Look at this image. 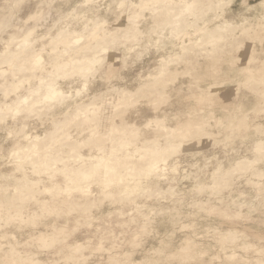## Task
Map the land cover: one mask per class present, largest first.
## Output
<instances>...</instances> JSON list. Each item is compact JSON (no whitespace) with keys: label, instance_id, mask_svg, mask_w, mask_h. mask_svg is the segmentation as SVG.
Segmentation results:
<instances>
[{"label":"rangeland","instance_id":"obj_1","mask_svg":"<svg viewBox=\"0 0 264 264\" xmlns=\"http://www.w3.org/2000/svg\"><path fill=\"white\" fill-rule=\"evenodd\" d=\"M86 1L24 0V7L16 13L15 23L9 36L0 35V51L4 49V39H9L14 32L29 29H35L38 35L55 37L62 28L69 27L71 30L77 29L89 38L93 24L99 23L103 24L101 29H106L108 33L121 32L118 23L125 21L126 16L115 11L116 0ZM132 1L137 4L141 2ZM172 1L196 5L189 19L186 18L178 36L167 24L168 11H164L163 16L157 17V22L153 19L152 11L144 10L135 24L122 29L132 31L136 25L140 28L141 34L114 49L110 58L99 68L95 78L88 79L90 81L87 91L80 97L73 96L74 99L70 103L71 114H74L78 104L88 103L95 97L98 98L96 105L100 109L97 112L98 116L89 114L68 125L71 140L82 143L79 151L86 158L85 163L78 162L77 166L70 164L68 168H73L76 175L80 173L81 167L83 169L81 172H86V169L88 172L91 170L90 157L110 155L113 144L111 139L119 137V134L113 132V126L121 125L126 121L129 125H133L138 133L136 141L138 146H143L145 140L158 138L162 144L161 147L157 146L158 152L169 158L170 165H173L177 159L180 160V174L170 173L169 177L176 178L173 185L178 188L177 192L181 193L173 197L170 195L166 197L160 195L150 199L144 197L141 200L143 207L137 209L129 203L119 202L117 187L112 189L116 200H105L98 186L103 182L102 176H98L93 182L92 190L95 194L93 199H96V206L91 205V201L85 202V198L79 193H75L76 198L70 202H65L63 198L53 201V198L45 193H36L35 196L39 201L32 199L27 204L24 203V213L19 215L26 223L22 226L15 222L10 226H0V264H12L10 258L4 257V253L11 249H16L24 256L33 255L41 264H55L56 261L70 259L72 247L77 243L83 245L90 239L94 240L98 235L111 241L109 247L115 245L112 251L113 259H131L136 262L168 261L165 259L166 256L179 253L182 246L191 248L193 252L205 253L206 255L200 256V259L211 260L215 256L217 264L225 256H231L233 250L238 255L254 261L259 259L257 253L264 238V194L258 193L260 180L254 174V170L246 173L236 171L231 174L229 171L231 172L240 160L254 158L252 155L254 145L264 139L259 132L264 126V118L260 114L261 101L264 100V38L261 34L248 37L241 31L242 28L249 27L248 24L241 25L246 22L244 21L246 18L256 22L264 16V0H235L232 6L221 11L222 18L230 19L241 27L233 36H229L226 42L220 43L224 53L219 60L210 59L205 55L204 48L195 47L190 52L194 58L192 67L184 63L171 66L178 74L177 78L166 86L165 94L158 99L157 104L146 96L134 97V101L126 107L124 113L115 112L119 92L126 90L134 93L140 83L147 81V73L157 67L161 57L170 56L176 59L175 54L181 53L182 45L197 40L198 27L205 25L211 27L221 20L212 12L205 14L204 4L201 2ZM4 3L5 0H0V16L4 14ZM41 4L44 7L38 8L37 6ZM49 4L51 8L48 7ZM77 5L87 6L76 10L70 19L66 18ZM38 12L40 15L36 16ZM32 16L36 18L30 19ZM57 20H60L61 24L56 25ZM154 24L156 27L153 26ZM243 40H249L250 44L242 42L235 49L233 48L237 42ZM58 46L56 53L52 52V47L46 50L44 57L46 61L57 57L60 61L67 58L61 51L63 47ZM128 48H132L130 53L127 51ZM49 53H52V57ZM60 75L62 77L60 76L57 83L65 91L80 88L85 80L77 75ZM12 79L8 77L6 83L5 79L0 78V105L17 100L15 94L4 96L5 87ZM37 83L38 81H33L34 86ZM210 85H220L221 88L213 91L209 88ZM24 88L20 92L21 95L27 94L28 84H25ZM112 89H116L115 92L112 93L110 91ZM108 94L110 95L105 102L103 97ZM201 97L204 100L197 99ZM238 102H242L245 108L240 107ZM222 108L223 111H220ZM68 112L67 107L58 110L57 122L63 121ZM111 115L116 116L110 119ZM158 118L170 130L174 128V132L170 131L169 135L165 130H158L154 122ZM8 123L11 125L14 122ZM56 125L47 119L44 121L33 119L27 124L21 122L14 131H22L24 135L19 137L13 135L11 138L7 137L3 126H0V184H5L8 188L7 193H0V220H3V217L5 224L8 220H5L6 216L10 215L13 218L17 216L12 199L14 195L12 186L15 180L22 178L24 173H27L31 180H38L40 177L34 173L32 165H26L24 172L17 169L11 151L15 148L29 147L28 141L24 138L25 134L41 137L47 135L46 138L58 137V134H54ZM94 128L97 131L95 138L92 132ZM96 143L106 145L103 147V152L96 151L90 146ZM53 148L55 151L51 150ZM53 148L42 154L52 152L57 155L61 144H54ZM217 161L222 163V168L220 173L213 175ZM40 162L44 163V160ZM207 164L206 169L204 167ZM78 167L80 168L77 169ZM58 168H64V165L59 164ZM119 168L122 174L129 172L136 177H141L143 172H136L133 169L124 170L121 166ZM256 168L264 172V165L258 163ZM228 176L230 179L227 178ZM41 177L47 184H41L40 188L52 187L53 182L49 181L47 176ZM224 179L227 181L226 187L212 189L215 187L213 185L215 180L222 185L225 183ZM54 182L66 183L65 176L56 174ZM143 182L153 191L169 187L166 183L168 181L156 177L144 179ZM260 183H264V180ZM234 200H238L243 205L235 208ZM101 201L103 202L100 203ZM213 209L216 211L212 212ZM152 210L154 214L151 213ZM210 212L212 214H209ZM237 213H240V216ZM89 217L92 219L89 220ZM88 223L91 226H87ZM58 229L65 231L57 234ZM228 233H235L237 241L231 243L229 238L222 246L217 237ZM45 240L54 242L49 244L50 247H43ZM190 241L191 244H187ZM154 251L160 253L155 254ZM84 255L89 256V264L92 262L99 264L101 259L105 262L109 260L107 252L102 255L89 253ZM193 258L196 257L192 256ZM174 262L181 264V261ZM17 264H22V261Z\"/></svg>","mask_w":264,"mask_h":264},{"label":"bare ground","instance_id":"obj_2","mask_svg":"<svg viewBox=\"0 0 264 264\" xmlns=\"http://www.w3.org/2000/svg\"><path fill=\"white\" fill-rule=\"evenodd\" d=\"M140 1H141L140 4H137V3H134L132 0H116L115 11L120 12L122 16H126L125 21L118 23V27L121 28V32H117V31L114 32L113 31V32L108 33V32H106V29H103V28L101 29V26L103 24L95 23V24H93V30H92L89 38H87L83 34L84 40H83L81 45H73V47L65 49L63 43H61L57 39V37L59 36V32L56 34L55 37H53V39L51 41H49L50 43L48 42L49 44H53L55 42L57 46L61 45V47H63V50H61L63 55H64L65 51H67V55H64L67 58L64 60L62 59V61H61L65 65V67H63L59 70V75L60 74L77 75V76L84 78V79H85V77H87V88L82 92V95H83V93H85L87 91V89L89 87V81L90 80H88V79H90V78L94 79L95 78L99 68L102 67L104 61H106L107 59L110 58V54L115 51L114 49L123 46L125 44L124 43L125 41H130V40L132 41V39H134L133 38L134 36L141 34L140 28L136 25L132 28L133 29L132 31L131 30H129V31L128 30H126V31L122 30L124 27L135 24L138 17L140 15H142L144 10H149V11L153 12V10L142 9V8L136 7V6L149 4V3L155 2V0H145V1L140 0ZM193 1L194 2H201L204 4L203 7H204L205 14L212 12V13H214V15L217 18H220L221 20L211 27H209L207 25H205L203 27H201V26L198 27L197 33L199 34V37L197 38V40L190 41L189 43H185L184 45H182L181 46V53L175 54V56H177L176 59H173L170 56L161 57L157 67L153 71H150L147 73V75H146L147 81H145L144 83H140L139 87L137 88V90L134 93H132L130 91H126V90H122L121 92H119L115 112H117L118 114L124 113L126 111V107L134 101L133 100L134 97L140 98L142 96H146V97H149L150 99H152L153 102H155V104H157L156 102L158 101V99L162 98L163 95L165 94L166 86L170 82H174L177 78L178 74L173 71L171 66H175V65L184 63V64L188 65V67L189 66L192 67V61L194 60V58L190 55V52L195 47L204 48L205 49V55L214 61H217V60H219V58H221V56L223 55L224 52H223V47L220 46V43L226 42L227 39L229 38V36H233L235 34L236 30L239 27H241V26L236 25L234 23V21H230V19L227 20V18L226 19L222 18L223 15H221V11H224L226 7L232 6L233 2L235 0H193ZM86 2H89V0H87ZM168 2L177 6L174 9V11L178 15L179 12L181 11L180 6H182L184 4H179V3L172 1V0H168ZM263 3H264V1H263ZM121 5H124V6L122 7ZM165 11H167V10H165ZM163 14H164V11L157 13L156 15H157V17H161V16H163ZM3 16H4V14L0 16V20L3 19ZM197 19H199V18H197ZM201 20H202V18H201ZM244 21H246V22L242 23L241 25L248 24L249 27L241 29L243 35L248 36V37H250V36L254 37V35L259 36L261 34L262 37L264 38V16L262 18L258 19L256 22H252V20H250L248 18H246ZM62 29L66 30V35H67V33L74 34L73 38H75V34H82L77 29L71 30L69 27H64ZM29 30H33V29H29ZM13 34L16 35L17 40H20L24 35H26V31H22V32H18V33L14 32ZM47 35H49V34H47ZM176 35L178 36L179 33H177ZM10 38H11V36H10ZM242 42H248L250 44L249 40L248 41L243 40L241 42H237L236 45L233 46V48L235 49L237 47V45L239 43H242ZM205 47H207V48H205ZM4 50L5 49L0 51V54H3ZM13 51H15V49H13ZM127 51L130 53L132 51V48H128ZM52 52H53V48H52ZM55 53H56V51H55ZM182 55H184V56H182ZM185 56H186V58H185ZM188 67H187V69H190ZM49 71H51V70H49ZM263 72H264V66H263ZM9 82L10 83L7 84V86L5 88H8L12 94H15L16 99H17L18 94L15 92L13 85L18 84L20 81L19 80L14 81L12 79V81H9ZM25 84H23L21 86L20 92L25 89L24 88ZM83 88H84V82L80 88H77L75 90L65 91L63 88L60 87L61 91H64L65 94L71 93L72 96H75V93L77 91H79L80 89H83ZM209 88H211L213 91L214 90L218 91L221 87H220V85H218V86L217 85H210ZM115 90L116 89H112L110 91L113 93V92H115ZM25 95H27V94H25ZM109 95L110 94L103 97V99L105 98V102L108 100L107 97ZM19 96L23 97L24 95H21L19 93ZM96 99H98V98L95 97L93 100H91L90 102L85 103V104L84 103L78 104L76 106L77 108H76V111L74 112V114H71L70 112H68L63 121H69V122H71L69 125H71L74 121L77 120L76 117H77L78 112H79V119L87 117V115L85 113H86L88 107L92 106V105H95V108L93 109V111L97 113L100 108L96 105ZM197 99L204 100L203 97L197 98ZM6 103L11 104L9 102H6ZM6 103H1L0 106L5 105ZM114 116H116V115H111L110 119L113 118ZM154 122L156 123L158 130H161V131L165 130V131H167V133L169 135L172 132V130H173V132L175 130L174 128L172 130H170L169 128L164 126L163 121L159 118L154 120ZM113 127H114L113 132L119 134V137L111 139V141L113 140L112 141L113 142L112 147L110 146L112 153L110 155L105 154V155L90 157L89 158L91 160L90 164L92 165V164H99L100 163L99 159H93V158L108 157V158L114 159L117 162L118 167L121 166L122 168H124V170H129V169L132 170L133 169V171L136 170V172H142V171L144 172V171L148 170L149 168H151L153 165L159 164V166L161 168L159 179L163 180L165 182L168 181L166 183L169 185V187L167 189L161 188V189H157V190L153 191L152 189H149L147 187L148 185H145L143 182L144 191L138 197L135 198L134 203H129V204H131L135 208L139 209V208L143 207V202H141V200L144 197L149 198V199H150V197H158L160 195H163L164 197H166L167 195H170L171 197H173V196H176V195L181 193L180 191L177 192L178 188H175L173 185L176 178L172 177L173 178L172 179L171 177H169L170 173L180 174L179 173V167L181 166V162L179 159H177L176 162L173 163V165H170L169 158L166 156L165 157L162 156L158 152L157 146L162 145L159 142L158 138L154 139V140H145L142 144L143 146H138L136 144V141L138 140V133L136 132V129L134 128L133 125H129L128 122L123 121L121 125H117V126H113ZM195 128H196V126H195ZM200 128H202V127L200 126ZM66 133L69 135L68 126L67 127H58L56 125L54 134H58V137L51 136V137L46 138L47 135H45L44 137H41L40 135L32 136L31 134H25L24 138L30 137V139L25 138L29 143V147L23 148V149L15 148L11 151V156H12L13 151H18L20 153L19 159H24L27 161L25 163L24 167L19 169V170L24 172L26 165H32V166L35 165L37 168H39V165L47 163L48 161H51V160L68 159L69 158L68 153L71 151V148H73V147H75L77 149V154H76V159L72 161L73 163H71V165L73 164L74 166H77V165H79V164H77L78 162L79 163H81V162L85 163L86 158H84L79 151V149H80L79 147L82 145V143L74 141V140H69L67 138ZM205 140H206V138H205ZM206 141H208V140H206ZM153 142H154V144H152ZM201 142H202V139H201ZM57 143L61 144V148H60L59 153L57 155L53 154L52 152H50L49 154L48 153L42 154L43 152L53 148L54 144H57ZM208 143H209V141H208ZM260 143H261V141L257 142L256 145H254V147H253V154L252 155L254 156V158H245L243 160H240L237 163V165L235 166V168H232V170L230 169L231 172L229 171V174H231L232 172L236 173V171L246 173V172H251V170H254L255 171L254 174L260 180V181H258L260 184L258 193H259V195H263L264 193H262V189H261L262 183H260V182L263 181L262 175H264V172L263 171L260 172V170L256 168V165L258 163L250 164V165L246 164V162H251V161L257 159V156H258L257 148H258V145H260ZM145 144L147 145L146 147L144 146ZM104 146H106V145H103V147ZM171 148H173V147H171ZM51 150H54V148ZM174 150H176V149H174ZM62 153H63V155H61ZM29 156H32V160H30V161L27 160V158ZM40 160L41 161L44 160V163H41ZM209 163H211V162H209ZM216 163L217 164L214 168L213 175L214 174L217 175L218 173H220L219 171H221V168H222L221 162L217 161ZM14 165H16V158L14 161ZM56 167L58 168V165H56ZM80 167H78L77 169H79ZM206 167H208V164L204 168H206ZM165 168L167 169L166 172L163 171V169H165ZM199 169L202 170V168H199ZM43 170L47 171V169H43ZM81 170H83L82 167L80 169V173H81ZM72 172L76 173V171L70 167L69 168V174L73 180L80 181L83 179V177L79 176L80 175L79 173L77 175H71ZM86 172H87V169H86ZM57 174L62 175L63 173L58 172ZM255 175H253V176H255ZM44 176H47V175H44ZM122 176H123V180H124V185L128 188L135 189L141 184V177L140 176L136 177L135 175L130 174L129 172H127L126 174H122ZM55 177H56V175H55ZM55 177H54V179H55ZM227 178L230 179L229 176ZM226 179H224L225 181L223 180L225 183H223L222 185L220 183H218L219 181L217 182L215 180V182H213V185L215 187L212 189L217 190L219 187L225 186L227 184V181H228V179H227V181H226ZM170 180H172V181H170ZM37 181H42V177L40 176L38 180H31L29 175H27V173H24L22 178L15 180V184L12 186L13 190H14V195H13L12 199H13V204L15 205V211L14 212L16 213V215H20V214L24 213V210H25L24 203L27 204L32 199L33 200L35 199L36 202L39 201L35 196L36 193H44L42 188L34 186V182H37ZM117 188L120 191L119 186H117ZM7 189L8 188H7V186H5V184L4 185L0 184V193L1 194H4L7 191ZM119 191H118V195H119ZM92 192H93V190H92ZM100 192L102 193L101 188H100ZM93 196H95V194H93ZM93 196L92 197H84L85 202L89 203V201H91V205L96 206L97 205L96 199L94 200ZM74 198H76V197H74ZM233 202H234L235 208L243 205V203L240 204L238 202V200H234ZM42 203L43 202H41V204ZM43 204H46V203H43ZM85 204H87V203H85ZM46 208H48V207H46ZM151 213L154 214V211L152 210ZM130 214H132V213H130ZM237 215L240 216V213H237ZM4 217H5V215H4ZM9 217H10V215L8 217L6 216L5 220H7ZM2 219L4 220L3 217H2ZM27 219H28V217H27ZM30 220H32V219H30ZM27 221H29V220H27ZM63 230L64 229H60L57 232V234L61 233ZM236 241H237V239H235V242ZM45 242L50 244L51 242H54V241L45 240ZM235 242H233L231 240V243H235ZM188 243L189 242H187V244ZM77 245H81V244L77 243ZM75 246H73L72 249L75 248ZM187 249H188L187 246H182L179 250V253L168 254L165 259L168 261H173V262L174 261H179V262L181 261L182 262V261L187 260V259H192V256L188 253ZM153 253L159 254L160 251H154ZM4 257L10 258L11 263L12 262L18 263L20 260L22 262H25V261H29V260L34 259L33 255L32 256H29L27 254L25 256L21 255L16 249H13V250L11 249L6 254L4 253ZM137 264H142V262H137Z\"/></svg>","mask_w":264,"mask_h":264},{"label":"snow or ice","instance_id":"obj_3","mask_svg":"<svg viewBox=\"0 0 264 264\" xmlns=\"http://www.w3.org/2000/svg\"><path fill=\"white\" fill-rule=\"evenodd\" d=\"M87 5H77L76 9L72 13H68L66 18H71L75 11L81 7H86ZM122 7L124 5H121ZM24 7V0H5L3 5L4 16L0 20V35L9 36L11 28L15 23L16 13L19 12ZM38 8H43L44 5H38ZM51 8V5H48ZM142 9L153 10L154 16L153 19L157 20V13L168 11L169 20L167 24L172 27L174 33H179L182 31L186 18L190 17L196 8L194 3L184 4L181 7L180 13L177 15L174 9L177 7L168 2V0H155V2L137 5ZM36 15H40L38 12ZM35 16L30 17V19H35ZM56 25L61 24L60 20L55 21ZM156 27V25H153ZM26 35H24L20 40H17L15 34H11V38L4 39V53L0 54V78L5 79L7 83V78L12 77L13 80H19L18 84H14L13 88L17 95V100L11 104H5L0 106V126H3V131L7 134L8 138H11L13 135L17 137L24 135L22 131H14L18 125L23 122L27 124L29 120H51L53 123H56L58 127H67L71 122L69 121H60L57 122L56 113L58 110H62L67 107L69 112L72 111L70 107L71 101L74 99L71 93L65 94L64 91H61L57 81L60 79L59 70L65 65L60 61V59L54 58L45 60V52L51 46L53 52L58 50V46L54 42L52 45L48 41L52 40V36H43L38 35L33 30H25ZM74 34L67 33L66 30L61 29L59 31V36L57 39L63 43L65 49L73 47V45H81L84 40L83 34ZM15 49V51H13ZM64 55H67L65 51ZM49 56L52 57V53H49ZM51 69V71H49ZM33 81H38L34 86ZM28 84L27 95L23 97L19 96L21 86L23 84ZM87 88V77L84 80V88L80 89L75 93V97H80L82 92ZM12 94L8 88L4 90V96ZM95 105L89 106L86 115L98 116V113L94 112L93 109ZM260 114L264 118V100L261 101L260 105ZM66 115V114H65ZM76 119H79V112ZM12 121L13 124L8 122ZM98 123V121H95ZM149 127L151 124L148 125ZM93 138L96 137L97 131L94 128L92 130ZM260 135L264 137V126L259 129ZM67 135V138L71 140V136ZM30 139V137H25ZM96 151H104L103 145L96 143L90 144ZM257 159L246 162V164H255L260 163L264 165V139H262L260 145L257 148ZM77 149L75 147L71 148V151L68 153V159H55L44 163L37 168L33 166V171L35 174L40 176L47 175L49 181H52V187H44L43 192L53 198V201L61 200L62 198L65 202H70L74 198L75 193H79L81 197H92V187L93 182L96 181L98 176H102L103 182L99 183L98 186L102 189V195L105 200H115L116 195L112 191L113 188L119 186V202L121 204L134 203L135 198L138 197L144 191L143 180L152 179L153 177L160 178L161 168L159 164L153 165L148 170L142 172L141 175V184L135 188H128L124 185L123 176L120 168L117 165V162L108 157H98L93 159H99V164H92L91 170L89 172L79 173L83 179L80 181H75L71 178L69 174L68 165L76 159ZM63 155V153L61 154ZM20 153L18 151H13L12 158H16V167L21 169L24 167L27 162L24 159H19ZM28 161L32 160V156L27 158ZM63 164L64 168H57L56 165ZM43 169H47L44 171ZM167 171V169H163ZM63 173L65 176L66 183L56 184L54 182V177L57 173ZM71 175H76L75 172H72ZM262 180H264V175H262ZM41 184H47L44 181L34 182V186L40 187ZM262 193H264V183L261 184ZM19 191V190H18ZM101 201L100 203H102ZM216 210L213 209L212 212ZM87 214V213H86ZM209 214H212L211 212ZM221 215H226V213H221ZM92 217H89L91 220ZM13 222L20 224L21 226L26 223L22 216L17 215L15 218L9 217L7 224L3 220H0V226H10ZM87 226H91L88 223ZM221 245H225L229 238L235 242L236 234H220L218 237ZM111 241L105 239L104 236H97L94 240L90 239L86 241L83 245H76L72 249V256L70 259L65 261H56L55 264H89V256L84 255L89 253L91 255H102L107 252L109 254V260L105 262L100 260L99 264H137L136 261L131 259H113L112 251L115 248L113 244L112 247H109ZM191 244V241L189 242ZM43 247H50L47 242H43ZM248 249L246 248L245 251ZM188 253L191 256L196 258L187 259L181 262V264H217V258L212 257L211 260L200 259V256L206 255L203 252H193L191 248L187 249ZM259 256L258 260H252L251 258L240 256L233 250L231 256H225L219 261V264H264V238H262L261 246L257 253ZM12 264H17V262H12ZM22 264H40L39 261L32 259L29 261L22 262ZM95 264V262H92ZM142 264H175L173 261H143Z\"/></svg>","mask_w":264,"mask_h":264},{"label":"crops","instance_id":"obj_4","mask_svg":"<svg viewBox=\"0 0 264 264\" xmlns=\"http://www.w3.org/2000/svg\"><path fill=\"white\" fill-rule=\"evenodd\" d=\"M238 105H239L240 107H244V108H245V105H244L242 102H238ZM223 109H224V108L220 109V111H223Z\"/></svg>","mask_w":264,"mask_h":264}]
</instances>
